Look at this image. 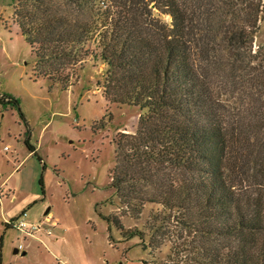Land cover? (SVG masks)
Returning a JSON list of instances; mask_svg holds the SVG:
<instances>
[{"label":"trees","instance_id":"trees-1","mask_svg":"<svg viewBox=\"0 0 264 264\" xmlns=\"http://www.w3.org/2000/svg\"><path fill=\"white\" fill-rule=\"evenodd\" d=\"M17 3L37 73L68 90L100 61L106 99L141 109L116 140L124 238L170 244L164 264H264V0ZM148 205L146 233L125 230Z\"/></svg>","mask_w":264,"mask_h":264},{"label":"rangeland","instance_id":"rangeland-1","mask_svg":"<svg viewBox=\"0 0 264 264\" xmlns=\"http://www.w3.org/2000/svg\"><path fill=\"white\" fill-rule=\"evenodd\" d=\"M17 6L0 0V264H164L170 244L151 252L108 221L120 213L112 184L116 140L137 132L141 109L106 99L100 61L88 63L68 90L37 73ZM158 209L148 205L139 219L122 218L125 230L146 233ZM25 212L42 226L38 240L7 226ZM19 245L24 251L14 254Z\"/></svg>","mask_w":264,"mask_h":264},{"label":"built area","instance_id":"built-area-1","mask_svg":"<svg viewBox=\"0 0 264 264\" xmlns=\"http://www.w3.org/2000/svg\"><path fill=\"white\" fill-rule=\"evenodd\" d=\"M8 226L18 230L27 238H32L37 240L39 239L38 234L42 231V226L29 222L28 215L26 212L23 213L22 217L19 218L17 221L10 222ZM48 234L50 235V231H48ZM18 251L19 252L24 251V247L22 245H19Z\"/></svg>","mask_w":264,"mask_h":264},{"label":"water","instance_id":"water-1","mask_svg":"<svg viewBox=\"0 0 264 264\" xmlns=\"http://www.w3.org/2000/svg\"><path fill=\"white\" fill-rule=\"evenodd\" d=\"M19 253V251L16 249L15 251H14V254H18ZM23 255H26V253H23Z\"/></svg>","mask_w":264,"mask_h":264},{"label":"crops","instance_id":"crops-1","mask_svg":"<svg viewBox=\"0 0 264 264\" xmlns=\"http://www.w3.org/2000/svg\"><path fill=\"white\" fill-rule=\"evenodd\" d=\"M34 151H35V148H34ZM1 194H2V192H1Z\"/></svg>","mask_w":264,"mask_h":264}]
</instances>
